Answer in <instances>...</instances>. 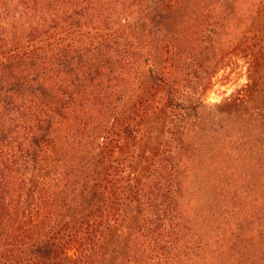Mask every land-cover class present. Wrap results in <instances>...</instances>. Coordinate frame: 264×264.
<instances>
[{
    "label": "trees",
    "instance_id": "obj_1",
    "mask_svg": "<svg viewBox=\"0 0 264 264\" xmlns=\"http://www.w3.org/2000/svg\"><path fill=\"white\" fill-rule=\"evenodd\" d=\"M107 1L0 0V264H249L264 195L223 194L228 210L197 214L215 234L194 227L180 152L146 149L171 83L150 53L130 90L110 78L129 54L102 48L139 38L100 30Z\"/></svg>",
    "mask_w": 264,
    "mask_h": 264
},
{
    "label": "rangeland",
    "instance_id": "obj_2",
    "mask_svg": "<svg viewBox=\"0 0 264 264\" xmlns=\"http://www.w3.org/2000/svg\"><path fill=\"white\" fill-rule=\"evenodd\" d=\"M104 5L100 30L127 23L122 36L130 32L139 38V45L134 40L102 48L129 54L130 65L107 66L115 69L108 75L130 90L127 83L135 84L150 53L171 83L172 105L163 107L157 121L144 119L146 149L162 141L166 150L180 152L183 208L195 212L194 227L202 234H215L212 220L197 214L228 210L223 194L236 192L252 203L264 195V5L258 0H109ZM161 94L155 88L148 93L154 100ZM246 226L248 234L253 229L256 234L243 254L249 264H264L263 231L255 223Z\"/></svg>",
    "mask_w": 264,
    "mask_h": 264
}]
</instances>
